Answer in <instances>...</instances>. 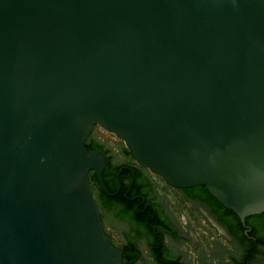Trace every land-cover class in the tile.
I'll list each match as a JSON object with an SVG mask.
<instances>
[{"label": "water", "instance_id": "95a60500", "mask_svg": "<svg viewBox=\"0 0 264 264\" xmlns=\"http://www.w3.org/2000/svg\"><path fill=\"white\" fill-rule=\"evenodd\" d=\"M96 125L168 184L263 213L264 0H0V264H124Z\"/></svg>", "mask_w": 264, "mask_h": 264}, {"label": "flooded vegetation", "instance_id": "af4514ba", "mask_svg": "<svg viewBox=\"0 0 264 264\" xmlns=\"http://www.w3.org/2000/svg\"><path fill=\"white\" fill-rule=\"evenodd\" d=\"M99 127L96 125L91 136L103 141ZM92 150H104L110 160L107 167L126 166L118 192L117 188L105 191L99 181L91 186L106 233L124 254L134 241L140 255L137 264H264V212L242 222L233 210L215 207L203 191L190 194L189 188H176L164 180L177 190L180 202L176 203L168 189L159 186L155 173L131 154L124 140L115 148L107 145ZM105 195L117 200L114 209L105 202ZM116 211L126 219L117 218Z\"/></svg>", "mask_w": 264, "mask_h": 264}, {"label": "trees", "instance_id": "16d2710c", "mask_svg": "<svg viewBox=\"0 0 264 264\" xmlns=\"http://www.w3.org/2000/svg\"><path fill=\"white\" fill-rule=\"evenodd\" d=\"M107 143H104L103 141H101L100 139H98L96 136H90V138L88 139V141L86 142V147L88 149V151H91V149L93 148H106L107 147ZM121 165H117V164H112L110 166H108L104 171H103V178L105 181V184L107 186V188L109 189H116V185L114 182L115 176L116 174L120 171L121 169ZM126 177V174H122L120 175V181H123V179ZM90 182L91 184L94 182L98 183V179L95 175V173L90 174ZM206 193L209 198L211 199L212 203H214L215 207L218 208H226L224 205H222L217 199H215L207 190V188L205 186H198L197 188H189V193L190 194H195V193H201V192ZM106 199L105 202L109 203L111 205V207L114 209V206L117 204V200H114L110 197H108L107 195H105ZM232 213H234L232 211ZM115 215L117 218L119 219H123L125 217V215L123 213H121L120 211H116ZM142 219V218H141ZM142 220H146L142 219ZM126 253L124 254V264H137L138 258L140 257L139 255V251L137 249V246L135 244L134 241H131L126 247H125Z\"/></svg>", "mask_w": 264, "mask_h": 264}, {"label": "rangeland", "instance_id": "374dc122", "mask_svg": "<svg viewBox=\"0 0 264 264\" xmlns=\"http://www.w3.org/2000/svg\"><path fill=\"white\" fill-rule=\"evenodd\" d=\"M99 134L102 138L103 141H105L106 143H108V145H110L112 148H115L117 146V143L119 141H121V139L116 135V134H113V133H109L107 132L106 130H104L102 127H99ZM156 180L158 181L159 183V186L161 188H163V186H165L167 189H168V193L170 195H172V198L173 200L176 202V203H179V194L177 192L176 189L174 188H171V187H168L167 184L165 183L164 179L162 177H160L159 175L155 174L154 175ZM117 222V221H116ZM118 225L121 226L120 223H117ZM210 229V232L212 231L213 233H215L216 231L215 230H212L211 228ZM113 233L114 235L116 236V238L121 242V237L119 236L118 232L116 230H113ZM221 241H224L223 239H221ZM222 243H227L226 241L222 242ZM229 247V245L227 246ZM209 248V247H208ZM215 249V248H214Z\"/></svg>", "mask_w": 264, "mask_h": 264}, {"label": "built area", "instance_id": "2783aa9c", "mask_svg": "<svg viewBox=\"0 0 264 264\" xmlns=\"http://www.w3.org/2000/svg\"><path fill=\"white\" fill-rule=\"evenodd\" d=\"M105 130V129H104Z\"/></svg>", "mask_w": 264, "mask_h": 264}]
</instances>
